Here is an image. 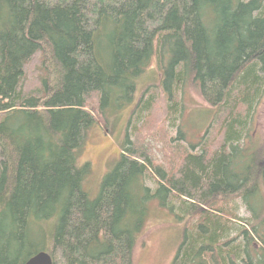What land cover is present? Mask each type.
<instances>
[{
	"label": "trees",
	"instance_id": "1",
	"mask_svg": "<svg viewBox=\"0 0 264 264\" xmlns=\"http://www.w3.org/2000/svg\"><path fill=\"white\" fill-rule=\"evenodd\" d=\"M146 71L92 199L83 135ZM188 87L214 109L197 150L168 134ZM263 94L264 0H0V264H132L145 194L178 203L172 264H264V146L242 139Z\"/></svg>",
	"mask_w": 264,
	"mask_h": 264
},
{
	"label": "rangeland",
	"instance_id": "2",
	"mask_svg": "<svg viewBox=\"0 0 264 264\" xmlns=\"http://www.w3.org/2000/svg\"><path fill=\"white\" fill-rule=\"evenodd\" d=\"M154 67V65H152ZM153 75L146 71L143 79L134 81L132 98L129 99V89L119 90L117 95L121 96L120 100L107 102L104 107L105 123L93 124L89 127L84 135L81 147L77 151V165L82 168L87 166L85 173V190L94 199L98 194V186L102 179L110 173L116 163L119 161L120 144L123 141L125 132L131 139V125L134 120L127 124L130 112L135 107L138 99L142 96L144 88L153 83ZM259 107L255 108L252 124L249 126L247 136H242L246 140L245 145L249 147V152H253L259 145L264 146V94L261 98ZM184 109L182 112L177 109V120L174 125L168 129V134L175 137L176 126L179 125L180 131L184 134L182 144L190 150H197L200 142L205 138L213 119L214 109L206 104L197 94L188 87L183 97ZM128 126L126 128V126ZM147 143L151 146L154 155V163L160 164L163 159L165 147L157 137H148ZM179 141H175L176 145ZM154 178V177H153ZM144 185L153 191L155 182L152 178L144 179ZM148 194V193H147ZM150 195V193L148 194ZM143 207L145 208L142 218L143 224L137 234V242L132 252V264H172L176 247L181 238L183 226L175 217L179 214L177 201L175 198L168 196L166 199L167 206L172 205V209L162 205V199L158 196H143ZM150 202V203H149ZM149 203V204H148ZM151 204L152 208H148ZM240 217L247 216L248 213L241 206L238 209Z\"/></svg>",
	"mask_w": 264,
	"mask_h": 264
},
{
	"label": "water",
	"instance_id": "3",
	"mask_svg": "<svg viewBox=\"0 0 264 264\" xmlns=\"http://www.w3.org/2000/svg\"><path fill=\"white\" fill-rule=\"evenodd\" d=\"M24 264H53L51 256L45 251L34 253Z\"/></svg>",
	"mask_w": 264,
	"mask_h": 264
},
{
	"label": "bare ground",
	"instance_id": "4",
	"mask_svg": "<svg viewBox=\"0 0 264 264\" xmlns=\"http://www.w3.org/2000/svg\"><path fill=\"white\" fill-rule=\"evenodd\" d=\"M52 262H53V260H52Z\"/></svg>",
	"mask_w": 264,
	"mask_h": 264
}]
</instances>
